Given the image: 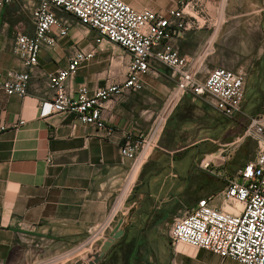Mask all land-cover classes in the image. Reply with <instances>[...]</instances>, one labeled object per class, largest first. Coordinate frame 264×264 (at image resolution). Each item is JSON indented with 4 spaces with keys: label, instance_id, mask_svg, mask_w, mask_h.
Returning <instances> with one entry per match:
<instances>
[{
    "label": "crops",
    "instance_id": "0c3cea01",
    "mask_svg": "<svg viewBox=\"0 0 264 264\" xmlns=\"http://www.w3.org/2000/svg\"><path fill=\"white\" fill-rule=\"evenodd\" d=\"M123 1L139 11L165 13L182 0ZM38 2L15 0L0 10V78L23 69L16 36L34 31L25 9ZM18 9L24 18L17 16ZM57 15L71 23L69 35L55 49L43 47L29 94L10 96L0 89V127L6 128L0 133V264H41L79 249L110 222L105 241L119 219L125 233L99 264H230L210 251L173 244L169 231L176 218L213 195V173L219 170L213 156L221 160L231 153L234 121L211 98L178 94L176 79L159 64L142 77L141 91H127L107 104L104 118L111 136L76 124L75 114L42 113L52 96L47 75L67 67L74 47H96L98 37L72 15ZM175 44L202 73L213 69V31L188 32ZM129 63L121 48L104 42L66 85L75 93L81 85L92 92L122 83ZM237 70L246 72V94L256 98L248 81L263 89L264 63ZM128 136L146 137L138 162L121 154Z\"/></svg>",
    "mask_w": 264,
    "mask_h": 264
},
{
    "label": "built area",
    "instance_id": "2783aa9c",
    "mask_svg": "<svg viewBox=\"0 0 264 264\" xmlns=\"http://www.w3.org/2000/svg\"><path fill=\"white\" fill-rule=\"evenodd\" d=\"M38 1L29 8L34 31L31 34L19 32L16 36L15 52L23 69L9 70L0 78V89L10 96L29 94L43 47L55 49L59 41L69 35L71 23L57 15L62 11L72 15L82 26L96 31L98 37L96 47L89 51L74 47L67 67L47 75V87L52 96L43 103L42 113L75 114L76 124L95 126L111 136L113 131L104 118L107 104L127 91H141L142 77L159 64L169 69L176 79L178 94L190 92L211 98L215 108L226 118L233 121L244 118L245 131L232 147L242 145L246 139L253 140L256 143L254 160L239 166L231 178L226 177L225 186L218 194L198 201L186 216L176 218L169 236L175 245L207 250L223 260L264 264V108L255 116L244 112L246 72L216 67L203 80L200 68L183 56L175 44L184 34L204 29L213 31V39L216 38L224 23L227 0H182L178 8L165 13L151 9L139 11L123 0ZM13 2L0 0V10ZM104 42L121 48L130 56L126 80L92 92L81 85L75 93L71 92L67 81L94 59L97 48ZM161 120L159 118L158 122ZM5 129L1 126L0 133ZM146 145V137L128 136L121 146V154L138 162ZM230 156V152L222 154L221 160L227 162ZM210 165L211 161H207L203 167L207 169ZM217 198L221 199L219 204L215 203ZM109 224L92 232L80 249L105 237ZM95 236L97 240L90 244Z\"/></svg>",
    "mask_w": 264,
    "mask_h": 264
},
{
    "label": "rangeland",
    "instance_id": "374dc122",
    "mask_svg": "<svg viewBox=\"0 0 264 264\" xmlns=\"http://www.w3.org/2000/svg\"><path fill=\"white\" fill-rule=\"evenodd\" d=\"M13 3L10 5H13ZM18 10L19 15L17 16L24 18L26 16L25 13L20 9ZM25 11L30 13L27 9ZM74 21L77 25L82 26L76 19ZM223 22L217 32L213 47V69L216 67H226L231 70L250 69L252 65L259 67L261 62L264 63V0H227ZM82 27L90 30L85 26ZM261 50H263V53L260 52ZM206 76L205 72L201 74L203 80ZM248 84L257 97L254 98V94H245L243 110L246 114L255 116L260 114L264 108V86L260 90L258 88L255 89L257 85H252V81H248ZM246 124L247 122L242 117L234 119V141L243 135ZM231 150L229 163H223V161L215 159L216 155L213 156L215 161L213 162L218 166L219 170L213 173L212 196L218 194L224 188L225 178H231L230 176L235 172L230 171L236 170L244 163L254 160L256 143L251 139H246L242 145H234ZM148 151L149 149L146 152L148 153ZM219 171H221V175ZM219 202H221V199L217 198L215 203L219 204ZM107 235L108 233H105L104 236L107 237ZM96 239L97 237H94L90 244ZM103 242L104 237H101L92 246L62 252L41 264H75L77 261L83 260V257L87 259L89 254L99 251ZM229 263L240 264L235 261H229Z\"/></svg>",
    "mask_w": 264,
    "mask_h": 264
},
{
    "label": "water",
    "instance_id": "95a60500",
    "mask_svg": "<svg viewBox=\"0 0 264 264\" xmlns=\"http://www.w3.org/2000/svg\"><path fill=\"white\" fill-rule=\"evenodd\" d=\"M123 219H119L117 225L109 233L108 238L104 241L99 251L89 254L87 259L79 260L75 264H99L107 255L109 250L114 245L115 241L120 239L124 235V231L121 230Z\"/></svg>",
    "mask_w": 264,
    "mask_h": 264
}]
</instances>
